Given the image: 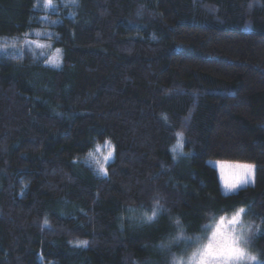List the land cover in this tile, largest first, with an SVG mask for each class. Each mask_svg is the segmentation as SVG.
Here are the masks:
<instances>
[{"label":"trees","instance_id":"16d2710c","mask_svg":"<svg viewBox=\"0 0 264 264\" xmlns=\"http://www.w3.org/2000/svg\"><path fill=\"white\" fill-rule=\"evenodd\" d=\"M54 1L0 0V36L47 31L63 49L59 67L0 49V264H166L170 215L190 232L241 204L264 220V6ZM106 137L107 175L83 160ZM210 160L255 164L254 184L224 193ZM154 199L155 223L120 227Z\"/></svg>","mask_w":264,"mask_h":264},{"label":"clouds","instance_id":"9594fccd","mask_svg":"<svg viewBox=\"0 0 264 264\" xmlns=\"http://www.w3.org/2000/svg\"><path fill=\"white\" fill-rule=\"evenodd\" d=\"M44 3L52 5L53 0H44ZM70 5L78 6L79 0H69L65 7ZM254 6H264V0H253L249 8ZM34 36L36 39H32L30 43L35 46V49L49 50L53 47V40L47 31L37 30ZM42 36L48 37L47 41L39 39ZM19 39L21 38L16 35L0 36V41H10L6 46L11 48L18 46ZM25 43L29 41L25 40ZM62 52L63 49L57 47L55 54L51 55L47 63L59 67ZM105 139L108 140L109 151L103 156V160L96 158L93 151L89 150L84 154V162L93 160L100 169L105 168V164L114 158L111 140L107 137ZM180 149H182L181 143H176L171 151L176 153ZM247 182L241 175L231 183L230 187L235 191ZM164 207L160 199H154L150 209L138 210L130 207L127 215L121 216L120 227L123 228L124 219H129L140 226L151 225L159 219L161 209ZM169 219L173 231L167 233L154 245L161 253L166 254V264H264V253L254 246L253 240L264 230V220L253 219L247 205H237L230 210L206 212L205 220L196 232L189 231V225L180 215H170Z\"/></svg>","mask_w":264,"mask_h":264},{"label":"rangeland","instance_id":"374dc122","mask_svg":"<svg viewBox=\"0 0 264 264\" xmlns=\"http://www.w3.org/2000/svg\"><path fill=\"white\" fill-rule=\"evenodd\" d=\"M42 7L46 10V11H50V10H56L57 8V4L56 2L53 0V3L52 5H49V6H46L45 3H44V0L42 2ZM34 32L35 31H31L27 34H25L24 36L20 37L21 39H19L17 41V44L18 46L15 47V48H11V47H7L6 44L7 43H10V41L8 42H5V41H2L3 42V45H1L0 49L2 50H5L6 52L8 53H11V54H15V53H18V52H22V53H26V52H31V53H35L38 54L39 52H47L48 54V59L51 58V55H54L55 54V51H52V48L49 49V50H41V49H35V46L33 44L30 43V41L32 39H36V37L34 36ZM42 32V31H41ZM43 37V36H42ZM42 37H40L39 39H41ZM25 40L29 41V43H25ZM42 40V39H41ZM44 41V40H42ZM9 50V51H8ZM34 55V54H33ZM46 56V55H45ZM61 57H62V54H61ZM48 61V60H47ZM61 62H62V58H61ZM53 67H57V66H53ZM177 143H184V139L183 141H181V139L179 138L178 139V142ZM98 148V150H97ZM183 148V147H182ZM109 151V148H108V141L106 142H103V143H100V144H97L96 145V148L95 150L93 151L94 155L96 156V158L100 159V160H103V156ZM180 153L182 152V149L178 150L176 153ZM175 153V154H176ZM112 160V159H111ZM110 160V161H111ZM93 161V160H91ZM109 161V162H110ZM94 162V161H93ZM107 162L105 164V167L107 166V164L109 163ZM212 166H214L215 168L218 169L219 171V176H220V180H221V185H222V189L224 191V193H227V194H231V193H235L237 192L240 188L242 187H246L248 185H252L254 184L253 183V179L255 180V164L253 163H249V162H239V161H222V160H210L209 162ZM244 164V165H253L254 166V169H253V174L251 176L248 177V182L247 184L245 185H241L238 189H236L234 192L233 191H230L229 189H227L225 187V183L226 182H233L235 181L241 173L245 172L246 169H235V168H227L225 167L224 169L221 168V164ZM95 164V162H94ZM97 166V165H96ZM98 167V166H97ZM254 240V246L257 248L256 246V243H255V237L253 238Z\"/></svg>","mask_w":264,"mask_h":264},{"label":"snow or ice","instance_id":"6c2138e0","mask_svg":"<svg viewBox=\"0 0 264 264\" xmlns=\"http://www.w3.org/2000/svg\"><path fill=\"white\" fill-rule=\"evenodd\" d=\"M46 6H49V5H46ZM178 135L180 136V139L181 141H183V134L182 133H178ZM110 143V142H109ZM183 147V144L181 143V148ZM112 151H114V148H112ZM225 167L227 168H235V169H246L245 172L241 173V175H243L245 177L246 180H248V177L251 176L253 174V169H254V166L253 165H244V164H221V168L224 169ZM101 171L104 172L105 175H107V170L105 168L101 169ZM232 182H226L225 183V187L227 189H229L230 191H234L233 188L230 187ZM253 183H254V179H253ZM45 224L48 223L47 220H45L44 222ZM81 244H87V241H80Z\"/></svg>","mask_w":264,"mask_h":264}]
</instances>
